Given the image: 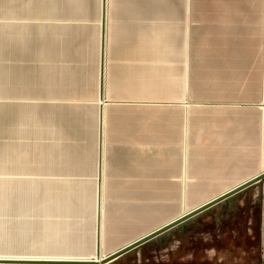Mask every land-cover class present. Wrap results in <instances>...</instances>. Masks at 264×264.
<instances>
[{
    "label": "crops",
    "instance_id": "obj_1",
    "mask_svg": "<svg viewBox=\"0 0 264 264\" xmlns=\"http://www.w3.org/2000/svg\"><path fill=\"white\" fill-rule=\"evenodd\" d=\"M31 1L0 0V18L4 12H28ZM92 1L39 2L43 45L38 43L42 64L36 70L43 79L49 70L66 69L65 56L70 49L82 56L78 59L80 68L75 71L81 69L84 57L93 53L95 42L89 44L83 37L75 44L71 39L86 34V25H77L72 33L68 24L53 23L64 9L70 8L76 20L84 22ZM101 13L103 34L97 47L95 80L101 102L93 114L94 162L99 180L101 123L103 140L96 210L101 198L104 248L102 188L106 177L105 219L121 239L110 244L112 249H118L177 214L183 195L187 197L186 206L194 208L264 169V0H101ZM48 22L53 25L50 34ZM105 42L104 103L100 97V48ZM47 60L53 62L47 64ZM228 86L235 94L220 92L219 88ZM244 87H249L250 92L243 93ZM109 104L121 106L122 110H112ZM49 106L69 115L78 113L70 105ZM57 132L52 125L50 132L39 131L36 137L22 130L18 134L26 141L13 142L18 147L26 146L17 147L18 156L32 145L41 151L48 144V136L54 139ZM65 133V140L73 144L76 140L72 141L71 136L76 131L66 126ZM145 200L151 203L143 205ZM125 207L135 210L129 215L137 218L129 217ZM142 212L144 217L140 218ZM122 218L132 221L133 229L129 223L119 224Z\"/></svg>",
    "mask_w": 264,
    "mask_h": 264
},
{
    "label": "rangeland",
    "instance_id": "obj_2",
    "mask_svg": "<svg viewBox=\"0 0 264 264\" xmlns=\"http://www.w3.org/2000/svg\"><path fill=\"white\" fill-rule=\"evenodd\" d=\"M42 1L32 0L28 12H4L0 18V256L90 255L95 246L99 182L94 162V115L101 102L95 85L97 47H100L102 33L101 0L92 1L82 23L71 13L72 8L64 9V13L57 16L53 23L68 24L73 28L72 33L77 25H86V34L78 38L71 36V39L76 44L84 37L89 44L95 42V49L84 57L83 69L78 71L75 70L80 68L78 59L82 56L70 49L65 56L66 69L49 70L44 79L36 70L42 64L37 54L38 43L43 45L42 6H39ZM52 26L46 23L47 33H51ZM51 62L53 60L46 61ZM219 89L222 94H235L230 86ZM246 91L250 92V88L244 87L243 93ZM58 104L67 108L70 105L78 109V113L69 115L64 110L53 111L49 106ZM108 108L122 110L121 106L111 104ZM51 125L58 131L54 139L48 136V144L41 151H36L32 145L27 152H19L23 156H18V146L13 142L26 141L19 135L22 130L36 137L39 131L50 132ZM66 126L77 133L71 136L72 141L76 140L73 144L65 140ZM53 141L56 142L52 144ZM106 154L105 150V174ZM35 175L50 177L42 179ZM55 176L65 178H51ZM104 186V248L100 255L106 256L117 249H112L111 241L120 238L117 239L105 219L106 177ZM150 203L145 200L143 205ZM186 204L187 197L183 195L177 214L144 233L190 209ZM129 208L125 207L130 217L135 210ZM139 216L143 218V212ZM131 217L137 218L134 214ZM121 222L122 225L129 223L130 228L135 225L123 218ZM108 264H264V179Z\"/></svg>",
    "mask_w": 264,
    "mask_h": 264
},
{
    "label": "water",
    "instance_id": "obj_3",
    "mask_svg": "<svg viewBox=\"0 0 264 264\" xmlns=\"http://www.w3.org/2000/svg\"><path fill=\"white\" fill-rule=\"evenodd\" d=\"M103 34V29L101 36ZM103 41V40H102ZM105 50H106V43L101 45L100 48V93L102 96L103 102L107 101L105 95H104V85H105V65H106V57H105ZM103 113V108L101 110V113ZM102 123H101V137H100V144L98 146L97 156H98V173L102 172ZM264 179V170L256 174L255 176L249 178L248 180L242 182L241 184L235 186L234 188L219 194L218 196L204 202L203 204H200L191 210L187 211L186 213L178 216L177 218L162 224L161 226L155 228L154 230L130 241L129 243L123 245L122 247L116 249L115 251L108 254L101 262H70V261H22L23 263H42V264H87V263H93V264H108L115 259L121 257L122 255L130 252L131 250L138 248L139 246L147 243L148 241L154 239L155 237L161 235L162 233L170 230L171 228L180 225L181 223L191 219L195 215L215 206L216 204L220 203L221 201H224L225 199L243 191L244 189L254 185L255 183L260 182ZM101 210V209H100ZM100 222L101 218L99 219V233H98V241H97V248L100 252ZM2 261H8V260H0Z\"/></svg>",
    "mask_w": 264,
    "mask_h": 264
},
{
    "label": "bare ground",
    "instance_id": "obj_4",
    "mask_svg": "<svg viewBox=\"0 0 264 264\" xmlns=\"http://www.w3.org/2000/svg\"><path fill=\"white\" fill-rule=\"evenodd\" d=\"M105 27V26H104ZM107 27V26H106ZM103 40H104V37H103ZM106 43V42H105ZM100 97L102 98L101 96V93H100ZM103 108V107H102ZM101 111V110H100ZM103 114V113H102ZM102 116V115H101ZM264 170V169H263ZM262 170V171H263ZM261 172V171H260ZM100 180H101V177H100ZM99 180V181H100ZM248 180V179H247ZM246 181V180H245ZM241 184V183H240ZM239 185V184H237ZM236 185V186H237ZM235 186L231 187L230 189L234 188ZM104 189V187L102 188ZM228 189V190H230ZM226 190V191H228ZM226 191H223L221 192L220 194L226 192ZM219 195V194H218ZM216 197V196H215ZM207 201V200H205ZM101 198H99V203L100 205H98V209L96 210V228H95V245H96V255L95 256H74V257H70V256H50V257H34V256H0V260H8V261H2L0 262V264H42V263H23L22 261H70V262H101L105 257L103 255H100V253L102 252H99L98 251V248H97V241H98V233H99V219L101 218ZM192 208L190 209H186L184 210L182 213H180L178 216L186 213L187 211L191 210ZM178 216H175V217H172L170 219H168L167 221H165L163 224L177 218ZM102 219V218H101ZM102 221V220H101ZM161 226V225H160ZM159 227V226H158ZM157 228V227H156ZM155 229V228H154ZM152 229V230H154ZM151 230V231H152ZM150 232V231H149ZM146 234V233H145ZM100 243H101V222H100ZM103 247V246H102ZM102 247H101V244H100V250H102ZM122 247V246H121ZM110 254V253H109ZM76 264V263H75ZM87 264H93V263H87Z\"/></svg>",
    "mask_w": 264,
    "mask_h": 264
}]
</instances>
